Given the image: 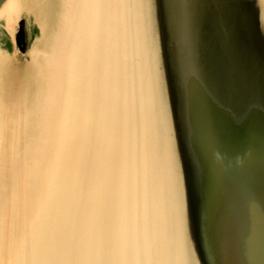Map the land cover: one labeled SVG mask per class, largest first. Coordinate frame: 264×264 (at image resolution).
<instances>
[{"label": "bare ground", "instance_id": "bare-ground-1", "mask_svg": "<svg viewBox=\"0 0 264 264\" xmlns=\"http://www.w3.org/2000/svg\"><path fill=\"white\" fill-rule=\"evenodd\" d=\"M64 1L36 167L0 264H179L147 0ZM20 9L0 11L12 33Z\"/></svg>", "mask_w": 264, "mask_h": 264}, {"label": "water", "instance_id": "water-1", "mask_svg": "<svg viewBox=\"0 0 264 264\" xmlns=\"http://www.w3.org/2000/svg\"><path fill=\"white\" fill-rule=\"evenodd\" d=\"M147 3L179 264H264V0Z\"/></svg>", "mask_w": 264, "mask_h": 264}, {"label": "rangeland", "instance_id": "rangeland-1", "mask_svg": "<svg viewBox=\"0 0 264 264\" xmlns=\"http://www.w3.org/2000/svg\"><path fill=\"white\" fill-rule=\"evenodd\" d=\"M17 16L24 19L19 40L0 18V236L24 203V189L36 167L40 139L44 133V112L54 67L51 49L63 14L64 0H19ZM4 231V232H3Z\"/></svg>", "mask_w": 264, "mask_h": 264}, {"label": "trees", "instance_id": "trees-1", "mask_svg": "<svg viewBox=\"0 0 264 264\" xmlns=\"http://www.w3.org/2000/svg\"><path fill=\"white\" fill-rule=\"evenodd\" d=\"M18 40H19V42H20V44L22 45L23 43H22V38H18Z\"/></svg>", "mask_w": 264, "mask_h": 264}]
</instances>
